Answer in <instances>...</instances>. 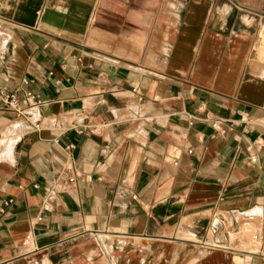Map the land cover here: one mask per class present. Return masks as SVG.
Wrapping results in <instances>:
<instances>
[{
  "label": "crops",
  "instance_id": "0c3cea01",
  "mask_svg": "<svg viewBox=\"0 0 264 264\" xmlns=\"http://www.w3.org/2000/svg\"><path fill=\"white\" fill-rule=\"evenodd\" d=\"M8 199L0 264H264V0H0Z\"/></svg>",
  "mask_w": 264,
  "mask_h": 264
},
{
  "label": "built area",
  "instance_id": "2783aa9c",
  "mask_svg": "<svg viewBox=\"0 0 264 264\" xmlns=\"http://www.w3.org/2000/svg\"><path fill=\"white\" fill-rule=\"evenodd\" d=\"M134 93H137V90H134ZM2 100L4 104L17 116H24L27 109L37 108L39 106L44 105L41 102H36V98L32 94H26L25 101L23 102L24 107L21 105L20 101L16 98L15 95H9L4 92L1 93ZM251 162L254 164L256 163V159L252 158ZM67 182H65L60 187H55L51 195L56 194L59 192H68L74 189L76 186V176H68ZM38 188V187H36ZM14 204L12 199L8 200H1L0 201V218L6 213V211Z\"/></svg>",
  "mask_w": 264,
  "mask_h": 264
}]
</instances>
